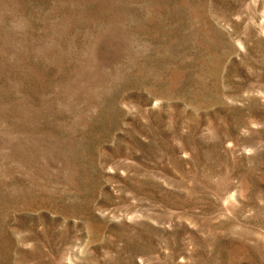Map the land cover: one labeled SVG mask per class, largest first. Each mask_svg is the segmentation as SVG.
<instances>
[{
  "label": "rangeland",
  "instance_id": "374dc122",
  "mask_svg": "<svg viewBox=\"0 0 264 264\" xmlns=\"http://www.w3.org/2000/svg\"><path fill=\"white\" fill-rule=\"evenodd\" d=\"M0 264H264V0H0Z\"/></svg>",
  "mask_w": 264,
  "mask_h": 264
}]
</instances>
